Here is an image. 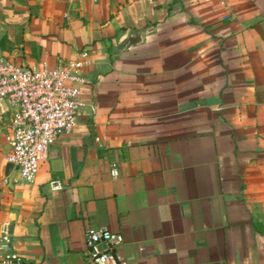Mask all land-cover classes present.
Instances as JSON below:
<instances>
[{"label": "crops", "instance_id": "0c3cea01", "mask_svg": "<svg viewBox=\"0 0 264 264\" xmlns=\"http://www.w3.org/2000/svg\"><path fill=\"white\" fill-rule=\"evenodd\" d=\"M84 52L76 126L0 189L21 264H88L100 228L128 264H264V0H0L3 56Z\"/></svg>", "mask_w": 264, "mask_h": 264}, {"label": "built area", "instance_id": "2783aa9c", "mask_svg": "<svg viewBox=\"0 0 264 264\" xmlns=\"http://www.w3.org/2000/svg\"><path fill=\"white\" fill-rule=\"evenodd\" d=\"M90 65L85 52L74 60L42 61L35 66L17 64L0 53V108L3 114L11 112V151L6 163L17 172L15 183L34 182L50 147L76 126L86 84L84 70ZM118 174L114 168L112 175ZM10 182L0 166V189ZM123 243V235L107 228L88 230V264H128L118 253ZM21 262L13 236L3 226L0 264Z\"/></svg>", "mask_w": 264, "mask_h": 264}, {"label": "water", "instance_id": "95a60500", "mask_svg": "<svg viewBox=\"0 0 264 264\" xmlns=\"http://www.w3.org/2000/svg\"><path fill=\"white\" fill-rule=\"evenodd\" d=\"M13 169V165L9 164L7 167V175L9 174V172Z\"/></svg>", "mask_w": 264, "mask_h": 264}, {"label": "trees", "instance_id": "16d2710c", "mask_svg": "<svg viewBox=\"0 0 264 264\" xmlns=\"http://www.w3.org/2000/svg\"><path fill=\"white\" fill-rule=\"evenodd\" d=\"M3 44V43H2Z\"/></svg>", "mask_w": 264, "mask_h": 264}]
</instances>
